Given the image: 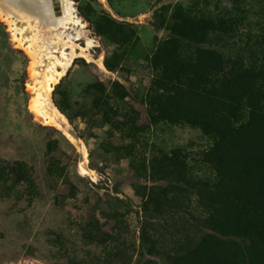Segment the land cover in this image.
I'll return each instance as SVG.
<instances>
[{"label": "rangeland", "instance_id": "374dc122", "mask_svg": "<svg viewBox=\"0 0 264 264\" xmlns=\"http://www.w3.org/2000/svg\"><path fill=\"white\" fill-rule=\"evenodd\" d=\"M177 1L73 0L86 24L78 42L93 38L95 45L91 58L76 57L54 84L55 120L30 104L46 71L25 47L34 29L17 21L24 30L14 38L0 16V264H67L100 252L112 231L137 236L142 187L154 183L139 170L154 147H181L192 175H213L198 128L147 124L150 58L167 33L154 26L155 13ZM100 20L126 23L131 35H103ZM1 158L25 165L7 168ZM191 208L201 212L196 197ZM94 231L100 244L90 240Z\"/></svg>", "mask_w": 264, "mask_h": 264}, {"label": "trees", "instance_id": "16d2710c", "mask_svg": "<svg viewBox=\"0 0 264 264\" xmlns=\"http://www.w3.org/2000/svg\"><path fill=\"white\" fill-rule=\"evenodd\" d=\"M155 17L167 33L150 58L147 124L198 128L213 175H192L181 147L152 148L137 236L112 231L100 252L67 264H264V0H181ZM99 22L103 35H131ZM90 240L102 241L95 231Z\"/></svg>", "mask_w": 264, "mask_h": 264}, {"label": "bare ground", "instance_id": "6f19581e", "mask_svg": "<svg viewBox=\"0 0 264 264\" xmlns=\"http://www.w3.org/2000/svg\"><path fill=\"white\" fill-rule=\"evenodd\" d=\"M68 3L69 12L56 15L53 0H0V16L9 20L14 38L20 39L24 27L34 29L32 41L25 47L36 61L45 66L43 69L46 71L30 104L48 120H55L57 111L50 98L54 84L76 57L91 58V47L95 45L93 38H87L84 45L78 42L86 24L73 0H68ZM20 20L25 21L24 27L17 24ZM97 61L105 67L102 55ZM31 72L41 73L36 69Z\"/></svg>", "mask_w": 264, "mask_h": 264}, {"label": "water", "instance_id": "95a60500", "mask_svg": "<svg viewBox=\"0 0 264 264\" xmlns=\"http://www.w3.org/2000/svg\"><path fill=\"white\" fill-rule=\"evenodd\" d=\"M54 1V13L61 15L69 12L68 0H53Z\"/></svg>", "mask_w": 264, "mask_h": 264}]
</instances>
